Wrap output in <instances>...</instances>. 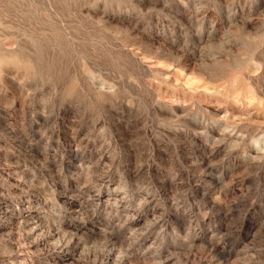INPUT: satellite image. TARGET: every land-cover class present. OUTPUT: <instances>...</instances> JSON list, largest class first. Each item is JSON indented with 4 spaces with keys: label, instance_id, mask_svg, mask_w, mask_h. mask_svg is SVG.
Returning <instances> with one entry per match:
<instances>
[{
    "label": "rangeland",
    "instance_id": "374dc122",
    "mask_svg": "<svg viewBox=\"0 0 264 264\" xmlns=\"http://www.w3.org/2000/svg\"><path fill=\"white\" fill-rule=\"evenodd\" d=\"M2 192L0 264H264V0H0Z\"/></svg>",
    "mask_w": 264,
    "mask_h": 264
},
{
    "label": "bare ground",
    "instance_id": "6f19581e",
    "mask_svg": "<svg viewBox=\"0 0 264 264\" xmlns=\"http://www.w3.org/2000/svg\"><path fill=\"white\" fill-rule=\"evenodd\" d=\"M76 149H74V148H72V149H70V151H75ZM105 165V164H104ZM19 185V184H18ZM14 186V185H13ZM16 186V185H15ZM29 190V193L30 194H35L36 195V193L37 192H39V190L36 188V187H32L31 189L30 188H28ZM1 194V193H0ZM6 194V193H5ZM5 194H3V192H2V194L0 195V214L1 213H9L10 214V216H12V214H14V213H10L7 209H8V204H9V202L11 203V198H10V195H5ZM40 196V195H39ZM18 197V196H17ZM16 197V198H17ZM41 197V196H40ZM43 197V201H41L40 203H38V205H39V207L38 208H35V207H31L30 205H26V206H24V207H22V208H20L21 210H22V212L21 213H19V214H16V215H19L20 217H22V218H24V221L23 222H25V223H27L29 226H31L30 227V229L32 228L33 230L34 229H38L39 228V226L40 225H43L42 223L44 222V220H47V218L49 217H51L52 216V213L50 212L51 211V201L47 198L48 196H42ZM19 201H17V202H19V203H26L28 200L26 199V197H23V198H20V197H18L17 198ZM96 199V198H95ZM110 199V198H109ZM15 200V199H14ZM23 204V205H24ZM37 205V204H36ZM129 205V204H128ZM11 206V205H10ZM18 206V205H17ZM16 208V207H15ZM54 215V214H53ZM4 216V219L6 220V219H11L10 218V216H5V215H3ZM17 218V217H16ZM0 219H3V217L0 215ZM2 221V220H1ZM4 221V220H3ZM10 221V220H9ZM14 221V220H13ZM6 222V221H5ZM3 223L4 222H0V230L1 229H3L4 227H7L8 226V224H4L3 225ZM19 223V222H18ZM23 224V225H25V227H26V224ZM15 224V223H14ZM17 224V223H16ZM15 224V225H16ZM47 224V223H46ZM20 225V224H19ZM10 227V226H9ZM12 227V226H11ZM23 227V226H22ZM13 228H14V226H13ZM41 228V227H40ZM39 228V229H40ZM9 229V228H8ZM11 229V228H10ZM24 229V228H23ZM28 229V228H27ZM30 229H28L27 231H30ZM51 229V228H50ZM49 229V230H50ZM59 229V228H58ZM56 230V229H55ZM60 230V229H59ZM59 230H57V231H59ZM68 230V229H67ZM10 231V230H9ZM32 231V230H31ZM37 231V230H36ZM80 231V230H79ZM4 232V231H3ZM32 232H34V231H32ZM31 232V233H32ZM56 232V231H55ZM60 232V231H59ZM58 232V233H59ZM70 232H72V231H70ZM2 233V232H1ZM11 233V232H10ZM28 233V232H27ZM30 233V232H29ZM39 233H41V231L39 232ZM38 233V234H39ZM57 233V232H56ZM43 235H45V234H43ZM47 235H49V233L47 234ZM53 235V234H52ZM30 236H31V234H30ZM32 236H33V234H32ZM35 236H37V234L35 235ZM41 236V235H40ZM38 237H39V235H38ZM37 237V238H38ZM43 237V236H42ZM48 237V236H47ZM55 237V236H54ZM44 238H45V236H44ZM56 238H58V237H56ZM36 239V238H35ZM52 239V238H51ZM54 240V239H53ZM68 240V239H67ZM66 240V241H67ZM70 240H73V239H70ZM40 241V240H39ZM51 241V240H50ZM49 241V242H50ZM48 242V241H47ZM72 242V241H71ZM80 243V242H79ZM39 244V243H38ZM60 244V243H59ZM58 244V245H59ZM71 244V243H70ZM35 245V244H34ZM57 245V246H58ZM66 246L64 247V248H66L65 250L67 251V252H65V253H67V256L64 258V259H62V260H64V261H68L69 259H73V258H75V257H73L72 256V254H71V252H70V245H68V244H65ZM75 245V244H74ZM151 245V244H150ZM43 246V245H42ZM46 246V245H45ZM49 246V245H48ZM52 246V245H51ZM54 246V245H53ZM75 246H77V245H75ZM60 247V246H59ZM59 247H57L58 248V250L57 251H59ZM80 247V246H79ZM56 248V246H55V249H57ZM147 248H149V246L147 247ZM47 249V248H46ZM54 249V248H53ZM150 249V248H149ZM44 250V249H43ZM50 250V249H49ZM61 250V249H60ZM63 250V249H62ZM153 250V249H152ZM64 251V250H63ZM21 252V251H20ZM42 252V251H41ZM41 252H39L40 254H41ZM44 252H47V251H44ZM51 252H53V251H51ZM146 252V251H145ZM157 252V251H156ZM38 254V253H37ZM52 254V253H51ZM156 254V253H155ZM48 255V254H47ZM40 256V255H39ZM57 256V255H56ZM77 256H79V254L77 255ZM80 258V257H79ZM50 259V258H49ZM76 259V258H75ZM54 260V259H53ZM122 260V259H121ZM45 261V260H44ZM81 261V260H80ZM60 261L58 260L57 261V263H59ZM72 262V261H71ZM70 262V263H71ZM114 262V261H113ZM116 263V262H115ZM61 264V263H60ZM72 264V263H71ZM114 264V263H113ZM116 264H118V263H116Z\"/></svg>",
    "mask_w": 264,
    "mask_h": 264
}]
</instances>
